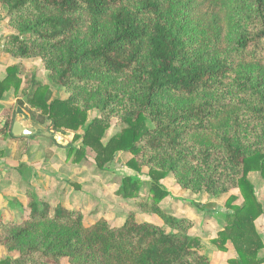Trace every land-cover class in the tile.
Wrapping results in <instances>:
<instances>
[{
    "label": "trees",
    "instance_id": "obj_1",
    "mask_svg": "<svg viewBox=\"0 0 264 264\" xmlns=\"http://www.w3.org/2000/svg\"><path fill=\"white\" fill-rule=\"evenodd\" d=\"M16 32L1 52L17 60L39 59L51 87L26 81L20 64L6 68L0 101L21 90L34 124L55 132L83 129L80 148L98 169L119 153L131 157L116 194L136 200L169 229L137 222L129 213L110 227L100 218L85 225L79 210L55 206L28 192L29 213L0 220V246L15 257L0 264H211L194 222L162 209L171 176L183 192L204 193L208 202L190 204L213 212L223 226L210 242L227 264H264L255 221L262 215L248 175L264 183V0H0ZM21 102L19 101V104ZM97 117L87 123V113ZM120 130L102 142L110 121ZM11 108L0 135L13 137ZM69 156V154H68ZM144 170L148 180L138 178ZM143 189L144 196L139 198ZM238 191L237 197L230 195ZM225 201V212L214 203Z\"/></svg>",
    "mask_w": 264,
    "mask_h": 264
},
{
    "label": "rangeland",
    "instance_id": "obj_2",
    "mask_svg": "<svg viewBox=\"0 0 264 264\" xmlns=\"http://www.w3.org/2000/svg\"><path fill=\"white\" fill-rule=\"evenodd\" d=\"M15 33L7 24L6 9L0 4L1 55L4 54L1 52L4 38ZM16 64H20L26 70L24 81L34 74L36 81L48 84L51 87L54 97L61 99L67 97V94L62 89L54 86L48 79V73L44 70L39 59L18 60ZM25 86L26 82H23L17 92L11 89L4 94H7V98L12 99L9 108H11L14 115V121L18 120L31 134L27 137L24 136L25 139L18 142L17 146L15 145L14 147L13 145L11 147V159L7 156L10 163H7V161L3 163L5 166L3 168L8 171L16 168H22V171H18V174L16 173L15 175L13 173L9 181L1 178V173H4V169L0 171V220L7 222L10 220L19 221L25 218L29 213L27 203L30 202L28 195V192H30L37 195L40 202L48 204L50 213L57 205L81 211L85 225L94 224L98 219L102 218L107 222L108 226L118 227L123 224L129 213H133L137 222L154 223L169 232V229L162 224L159 218L154 215L142 214L135 207L136 200H125L116 194L122 177L135 176L134 171L126 167V162L131 156L128 153H119L111 163L105 164L102 169H98L94 161V154L88 149L83 150L82 154L80 151L75 153V158L73 154L70 156L72 152L67 150V148L71 147V150L80 148L83 129H79L76 133L71 131H61L59 133L52 130L49 122L43 125L34 124L31 120V109L23 104L25 98L22 96L21 90ZM1 101H5V99ZM19 101L21 102L20 104ZM4 116L1 117L3 122ZM97 116L96 110L89 111L87 113V123ZM120 128L121 124L112 119L102 142L105 144ZM1 139H3L2 141L8 140L14 143L11 141L10 136ZM3 148L4 145H0V150ZM15 150L16 152H14ZM2 154L4 155L5 152H2ZM2 154L1 156H3ZM14 155L17 159L12 161ZM25 155H27V159H25L24 163H21L19 159L21 157L25 158ZM138 178L146 182L148 180L146 170L138 175ZM248 178L254 187L258 201L262 205L263 213L260 217L264 219V183L258 172L249 173ZM162 185L168 192V196L160 203L162 209L172 213L174 216H178L177 218H190L191 221L197 222L188 233L190 236L197 237L200 240L202 246L200 252L210 260L211 264H227V259L235 257L231 253L234 252L231 246L228 247L230 248L229 252L228 249L226 252H220L210 242L223 226L219 217L213 212L206 210L198 213L190 204V201L198 202L199 204L207 203L208 198L204 193L198 195L188 192L184 193L171 176L164 179ZM144 192L145 190L142 187L139 198L144 196ZM233 192L230 195L238 198L235 204L239 205L241 198L239 194L237 196ZM26 195L27 197H25ZM17 197L20 198L22 204L17 200ZM227 199L228 197H225L214 203L216 212L223 213L226 211L224 206ZM258 224L259 231L257 230V232H260L263 242L264 221ZM15 256L16 254H9L0 246V260ZM258 257H264V248L258 253ZM60 264L69 263L66 259H63Z\"/></svg>",
    "mask_w": 264,
    "mask_h": 264
},
{
    "label": "crops",
    "instance_id": "obj_3",
    "mask_svg": "<svg viewBox=\"0 0 264 264\" xmlns=\"http://www.w3.org/2000/svg\"><path fill=\"white\" fill-rule=\"evenodd\" d=\"M18 60H16V59H13V58H10L9 56H7L6 54H0V80L1 79H3L4 77H5V75H6V68L8 67V66H11V65H14V64H16V62H17ZM7 96V94L6 95H4V97H3V99H5V101H0V127L2 128V122H3V120L1 119V117L3 116V115H6V113L9 111V107H10V105H11V98H7L6 97ZM2 109V110H1ZM6 112V113H5ZM18 121V120H17ZM19 122V121H18ZM20 123V122H19ZM20 125L22 126V127H24L21 123H20ZM1 128H0V130H1ZM24 128H26V127H24ZM30 134H31V132H30ZM1 138H5V137H3V136H1L0 135V145H4V148L3 149H1L0 150V156H1V154H2V152H5V154L3 155V156H1L0 157V171H1V169H4L3 167H5L4 165H3V163H5L6 161H7V163H10L9 162V159H11V154H12V149H11V147L14 145V147H15V145L17 146L19 143L18 142H16V141H14V140H12L11 139V141H13L14 143H11L10 141H8V140H6V141H2L3 139H1ZM44 140V139H43ZM15 149V148H14ZM17 150V149H16ZM16 150L14 151V152H16ZM7 156H9V159L7 158ZM23 157H21L19 160H20V162L21 163H24L25 162V159H27V155H25V158H23ZM15 159H17V158H15V155H14V157L12 158V161H15ZM12 173H10V172ZM6 170V169H4L3 170V172L4 173H1V178H3L4 180H7V181H9V180H11V178H12V176H13V173H14V175L17 173L18 174V171L19 172H21L22 171V168H16V169H13V170ZM21 183V182H20ZM14 185V184H13ZM13 187V186H12ZM263 189H264V187H263ZM262 189V190H263ZM184 193H186V192H184ZM233 194H235V195H237L238 196V193H237V191H234L233 192ZM37 196V195H36ZM25 197H27V195L25 196ZM259 198V197H258ZM17 200H19V202L22 204V201L20 200V198L19 197H17ZM260 201H261V199H260ZM263 202V201H262ZM25 203H27L26 201H25ZM194 203H198V202H194ZM27 204H29V203H27ZM200 204H204V203H200ZM199 213V212H198ZM176 216V215H175ZM176 217H178V216H176ZM190 219V218H189ZM261 221H264V219L263 218H259L258 220H256V222H255V226H256V228H257V230L259 231V228H258V223H261ZM194 222V224L196 225L197 224V222H195V221H193ZM209 224V223H208ZM260 233V232H259ZM190 235V234H189ZM264 242V241H263ZM230 245L228 244L226 247H227V249H228V252L230 251L229 249L230 248H228ZM232 249V248H231ZM232 254H234L235 255V253L234 252H231ZM231 258H233V257H231Z\"/></svg>",
    "mask_w": 264,
    "mask_h": 264
},
{
    "label": "water",
    "instance_id": "obj_4",
    "mask_svg": "<svg viewBox=\"0 0 264 264\" xmlns=\"http://www.w3.org/2000/svg\"><path fill=\"white\" fill-rule=\"evenodd\" d=\"M11 135L13 137H27L30 135V131L22 127L20 123L15 120L11 127Z\"/></svg>",
    "mask_w": 264,
    "mask_h": 264
}]
</instances>
